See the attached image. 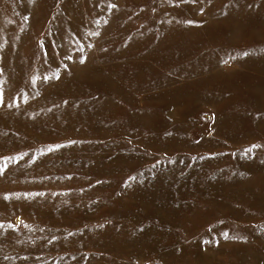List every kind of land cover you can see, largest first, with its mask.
I'll list each match as a JSON object with an SVG mask.
<instances>
[{
  "label": "rangeland",
  "instance_id": "obj_1",
  "mask_svg": "<svg viewBox=\"0 0 264 264\" xmlns=\"http://www.w3.org/2000/svg\"><path fill=\"white\" fill-rule=\"evenodd\" d=\"M0 264H264V0H0Z\"/></svg>",
  "mask_w": 264,
  "mask_h": 264
},
{
  "label": "snow or ice",
  "instance_id": "obj_2",
  "mask_svg": "<svg viewBox=\"0 0 264 264\" xmlns=\"http://www.w3.org/2000/svg\"><path fill=\"white\" fill-rule=\"evenodd\" d=\"M201 11H203V9H201Z\"/></svg>",
  "mask_w": 264,
  "mask_h": 264
}]
</instances>
